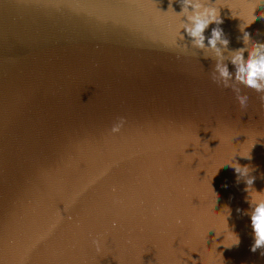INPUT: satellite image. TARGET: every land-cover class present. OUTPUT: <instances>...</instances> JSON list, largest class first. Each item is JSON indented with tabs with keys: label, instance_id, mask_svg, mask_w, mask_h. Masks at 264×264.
I'll use <instances>...</instances> for the list:
<instances>
[{
	"label": "water",
	"instance_id": "1",
	"mask_svg": "<svg viewBox=\"0 0 264 264\" xmlns=\"http://www.w3.org/2000/svg\"><path fill=\"white\" fill-rule=\"evenodd\" d=\"M192 3L231 7L227 48L179 39L183 0H0V264H264V91L232 64L264 0Z\"/></svg>",
	"mask_w": 264,
	"mask_h": 264
},
{
	"label": "clouds",
	"instance_id": "2",
	"mask_svg": "<svg viewBox=\"0 0 264 264\" xmlns=\"http://www.w3.org/2000/svg\"><path fill=\"white\" fill-rule=\"evenodd\" d=\"M256 5V3H253L251 5V19L248 20L247 25L256 19V15L254 13ZM220 7H228L232 11L230 6L221 5ZM220 7H206L200 4L194 5L192 3V0H183L181 13H185L187 10L191 9L194 15H191L187 18L191 27H189L188 25H183L181 27L178 34L179 39H184V36L181 35V30H183L188 37L195 41L196 46L203 48L205 46L204 42L206 39L204 35L205 30L209 27V25L214 23L217 25V27L212 30L211 38L208 39L207 45L215 49L217 47V43L220 42L223 47L227 48L229 41L224 38L223 30L218 27L223 23V21L220 19ZM201 8H203V11H200ZM261 16H264V13H262ZM233 17H239V19L243 18L242 15H233ZM240 30L243 32L244 28ZM243 40L245 43L250 41V34L244 32ZM262 50H264V44L252 43V50L248 52L247 59H245L243 54L244 49L241 48L238 50L237 55L232 60V64L235 66V79L245 87L251 88L257 92L264 91V87H262V85H264V51ZM217 67L218 70H220L221 76L225 80H227L230 77V72L227 65H225L222 69L219 68V65ZM228 87L229 86L225 84V88ZM236 100L239 106L241 108H244L247 105L248 96L246 94H238L236 95ZM124 124L125 120L121 118L119 122L112 127L111 132L113 134L120 133L121 129L124 127ZM242 157L248 159L251 158L249 155ZM231 166L235 169L236 173H238L239 176L247 173V166L241 167L236 163ZM241 168L245 170L244 173L240 171ZM246 183L248 185V189L246 190L251 189L254 183V178L246 180ZM256 194L259 195L260 193L256 192ZM176 222L178 224H181L183 223V220L182 218H177ZM113 227H115V224L113 225ZM251 227L255 236V243L253 244L251 250L255 252L257 249L264 248V200L256 202L254 210L251 213ZM228 238L233 241L232 244L239 243L238 238L235 237L232 233L229 234ZM93 244L96 246V251L99 253L101 251L100 242L98 240H94Z\"/></svg>",
	"mask_w": 264,
	"mask_h": 264
}]
</instances>
